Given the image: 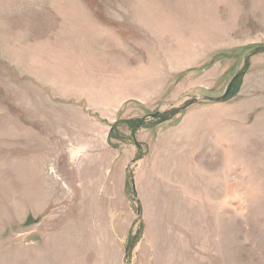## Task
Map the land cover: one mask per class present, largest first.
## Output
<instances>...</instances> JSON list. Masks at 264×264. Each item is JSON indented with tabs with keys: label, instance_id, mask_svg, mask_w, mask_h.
Segmentation results:
<instances>
[{
	"label": "rangeland",
	"instance_id": "374dc122",
	"mask_svg": "<svg viewBox=\"0 0 264 264\" xmlns=\"http://www.w3.org/2000/svg\"><path fill=\"white\" fill-rule=\"evenodd\" d=\"M0 264H264V0H0Z\"/></svg>",
	"mask_w": 264,
	"mask_h": 264
},
{
	"label": "water",
	"instance_id": "95a60500",
	"mask_svg": "<svg viewBox=\"0 0 264 264\" xmlns=\"http://www.w3.org/2000/svg\"><path fill=\"white\" fill-rule=\"evenodd\" d=\"M231 86H232V83L228 86L226 92H225L222 96L218 97L217 99H218V100H221V99L226 98V97H227V94H228L229 91H230ZM210 99L213 100L212 97H210ZM202 101H204V99L194 98V99L191 101V103H193V102H202ZM191 103H190V104H191ZM158 112H159V111H156V112L153 113V114H158ZM133 185H134V184H133Z\"/></svg>",
	"mask_w": 264,
	"mask_h": 264
},
{
	"label": "trees",
	"instance_id": "16d2710c",
	"mask_svg": "<svg viewBox=\"0 0 264 264\" xmlns=\"http://www.w3.org/2000/svg\"><path fill=\"white\" fill-rule=\"evenodd\" d=\"M229 94V93H228Z\"/></svg>",
	"mask_w": 264,
	"mask_h": 264
}]
</instances>
